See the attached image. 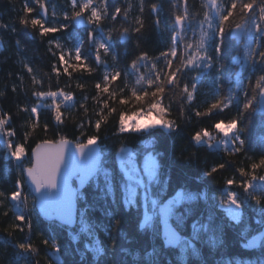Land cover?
I'll use <instances>...</instances> for the list:
<instances>
[{"label": "trees", "instance_id": "1", "mask_svg": "<svg viewBox=\"0 0 264 264\" xmlns=\"http://www.w3.org/2000/svg\"><path fill=\"white\" fill-rule=\"evenodd\" d=\"M27 0H0V115L7 114L10 117V127L15 131L14 143L24 144L26 157L23 166L30 165L31 150L37 143L44 140L55 141L65 138L76 143L77 138L81 142H86L89 136H97V142L101 146L103 162L110 171H119L118 155L121 148L132 149L137 154H142L145 144L155 155L160 165L159 183L155 188L161 200L165 201L174 198L177 193L185 192L195 197L192 200H185L174 210V214L169 217V222L181 234L183 239H189L192 233V224L200 220L207 223L211 220L215 225L220 226L218 236L219 242L215 245L211 242L213 233H203L199 240L193 242V252L191 249L182 251L178 245L176 249L166 248L160 238V227L151 225L147 228L140 227L143 220L144 208L141 203L138 207H125L123 205V195L116 194V202L112 197H105L96 187L95 183L89 182L85 189L77 196V223L70 229L58 224L48 222L42 218L39 210L34 206V199L26 187L22 188V199L27 197V206L20 203L19 210L25 216V220H15L17 208L7 197L15 191L17 179L23 178L17 168V162L5 155V148L0 144V191L6 195L0 197V264H225V262L237 260L242 264H264V242L258 248L249 250L243 245L248 239L262 230L264 225L260 224L261 217L264 216L261 209L264 208V201L261 205H256L250 198L245 200L241 209V220L239 223L227 217L225 208L220 207L219 200L225 195L226 189L236 192L241 199H244L243 189L237 184L227 186L226 179L234 178L239 181L244 178L239 177L236 171L238 167L248 169L251 162H258L261 154L264 153V113L254 111L250 118L242 121L238 125L246 129L241 133L246 140V155L252 157L249 161L245 159L242 152L236 156H228L223 151H210L206 146L200 147L193 144L191 136L201 129H207L212 134L215 132L213 125L220 120L227 122L237 116V110L233 106L223 112H213L209 116L197 118L195 110L205 111L208 104L214 99V92L217 90L214 79L220 76L219 92L226 95L230 87V81H234L239 73L241 83L247 89V95L251 96V86L255 84L256 77L261 74L260 66L257 65L254 72H241L243 65L242 42L226 36L223 55L219 59V64L224 65L220 72L213 69L199 81L195 99L189 105L184 101V97L175 89L166 91L163 99L165 106H170V114L167 118L175 120L178 129L173 134L165 133L162 129L156 130L153 135H139L131 133L118 134L116 132L118 114L121 110L130 112L138 105L134 102L128 105H120L117 99L113 107L116 112L108 117L107 123H102L100 129L94 127L98 117L95 113L99 111V104L93 97H97L96 83L103 80L104 72L109 73L113 69L130 71L129 65L136 56L147 53L150 59L160 56V53L167 51L171 45L173 34L175 9L172 7L177 0H144V11H140V0H108L109 11H114L116 6L122 9H129L127 20L123 14L117 17V21L109 19L102 22L105 31L115 24L120 28L134 29L138 27L135 20L140 17L144 22V27L139 33L130 31L128 41L122 42L118 33H113V51L116 60L113 61L112 54L107 56L101 53L103 63L97 65L94 56L90 57L89 63L95 71L88 73L83 69L68 71L71 77L64 74L60 68V75L57 77L52 72V65L59 67V50L55 46H50V39H58L63 49L72 48L78 42L77 37H86L85 28H69L56 34H49L46 37L39 35V27H23L19 23V18L25 16L23 12L24 4ZM230 3V0H225ZM251 2V0H245ZM48 7L47 19L53 20L52 8L55 6L59 14L60 23H68L63 19V13L71 15L72 8L69 0H45ZM158 3L160 11L152 13L150 5ZM35 10L27 15L30 20L38 18L39 9L35 4L31 5ZM190 12L196 13L197 19L202 18L203 9L201 0H188ZM183 5H181V8ZM239 9H237V12ZM88 13H85V18ZM161 21L160 29L155 25L156 19ZM236 17L230 18L234 19ZM47 26V25H46ZM15 29V31H13ZM74 33V34H72ZM190 34V33H189ZM19 41V47H17ZM52 51H49V48ZM85 51L87 44H85ZM211 51V50H210ZM53 52L56 55H53ZM215 57L214 52L211 53ZM67 59V57H66ZM233 59L238 63L233 64ZM74 63V61H73ZM33 69L29 74L24 65ZM163 66V58L157 62V68ZM151 64L148 65V70ZM141 73L147 72L144 67L140 68ZM195 72L186 71L181 77V87L186 82L189 87L192 83V76ZM32 76L38 78L40 85L32 84ZM135 78L129 76V84H134ZM80 85V87H78ZM113 86L122 88L124 86L123 75L113 82ZM13 87L16 91H13ZM33 88L38 91H56L63 89L71 92L75 107L71 109L61 108L62 124H57L54 113L48 108H39L36 116H31L30 111H21L22 108L29 110L37 104V97L32 95ZM128 96L127 89L124 93ZM244 92H241V101L244 99ZM87 97V100L84 98ZM100 100L107 99L103 93ZM50 104L51 100L45 101ZM85 107L81 108L80 104ZM258 107V105L256 106ZM85 108L87 113H85ZM183 108V116H181ZM107 110H105V115ZM38 122V127L31 129L28 127L29 120ZM83 124V128L79 126ZM47 125V131H45ZM28 133L25 142V133ZM83 133V134H82ZM218 163H225V168L218 170L211 176L204 173ZM257 175H264V170L258 169ZM103 185L102 178L99 181ZM163 191H160V187ZM251 191V190H250ZM162 201V202H163ZM87 209L86 219L95 231L96 241L102 242L101 246L106 249V254L96 256L91 250V238L79 232L80 212ZM191 211H188V210ZM7 212V215L4 213ZM108 213H113L120 219L119 233L113 229L112 218ZM184 216V220L178 223L177 217ZM31 228L29 229L28 224ZM13 225L16 227L13 228ZM23 228V231H20ZM109 235L117 239V244L113 247ZM76 237L75 239L73 237ZM44 241H48L45 244ZM56 243L59 251L52 248V243ZM19 243H30L36 249L35 253H20L16 247ZM88 245V247H85ZM20 253V255H18Z\"/></svg>", "mask_w": 264, "mask_h": 264}, {"label": "snow or ice", "instance_id": "2", "mask_svg": "<svg viewBox=\"0 0 264 264\" xmlns=\"http://www.w3.org/2000/svg\"><path fill=\"white\" fill-rule=\"evenodd\" d=\"M69 2L72 8L71 15L67 12L63 13V19L68 23L59 22V14L55 6L52 8L53 20L49 22L47 19L48 7L45 0H27L23 7L25 16L19 18L20 25L25 28L36 29L38 26L39 35L42 37L49 34L54 35L70 27L75 29L87 25L85 28L86 37H77L78 42L72 48L63 49L58 39L48 41L50 46L54 45L59 50V67L56 64L52 65V72L57 77L60 75L61 67L64 74L69 77H71V73L68 71L69 68L72 71H76L78 68L83 69L88 73L95 71L88 61L90 57L94 56L96 64L100 65L103 63L102 52L105 56L111 53L113 61H115L113 33H118L120 40L126 43L130 31L139 33L144 27V22L140 17L136 18L135 23L138 27L134 29L124 27L123 24L120 28L113 24L108 31H105L102 27L103 21L110 17L111 21L115 22L121 13L124 19L127 20L131 4H129V9L116 6L114 11L110 12L108 0H69ZM32 4L38 6L39 15L38 18L29 20L27 15L35 10L31 6ZM181 5H183L182 8ZM150 7L154 14L160 11L158 3H153ZM172 7L176 11L171 45L168 50L161 52L160 56L155 59H150L147 53H141L131 61L130 71L125 70L122 73L120 70L113 69L109 73L106 70L103 80L96 83L97 97H93V99L100 106L99 111L95 113L100 118L95 121L94 127L98 131L102 123L108 122V117L116 112L112 104L118 99L120 105H128L133 102L138 105L133 111L125 112L121 110L119 112L116 127L118 134L153 135L156 130L160 129L168 134L175 133L178 124L175 120L167 118L170 114V106L163 104L166 91L177 90L184 97V101L191 105L195 99L199 81L203 76L207 75L213 67L216 68L217 73L224 67V65L219 64V59L223 55L226 36H230L232 39L242 42L244 51L241 72L248 71L252 73L259 65L261 74L256 77L255 84L251 86V96L247 95V89L243 87L239 73L236 74L237 78L234 81H230V84L234 86L230 87L226 95H221L218 83L220 76L217 75L213 82L217 89L214 92V99L208 104L205 111L195 110L194 115L197 118L209 116L213 112H223L225 109L234 106L237 110V116L227 122L220 120L213 125L217 135L222 137L221 139L218 140L209 130L201 129L191 136V141L196 146H206L208 150L215 152L223 151L228 156H236L244 152L245 159L251 161L252 157L246 155V140L241 136V133L245 132L246 129L238 125L242 124L244 119L250 118V114L254 111L264 113V0H251V2L230 0V3H226L225 0H201L203 12L200 19L196 18L198 14L190 12L188 0H177V3H174ZM237 9H239L238 12ZM140 11H144V0H140ZM85 13H88L86 18ZM233 17L236 18L230 19ZM155 25L157 29H160L161 21L159 18L156 19ZM0 27H4V25H0ZM19 43L17 41V47H19ZM85 44H87L86 51L84 50ZM49 51H52L51 47ZM212 52H214L215 57L211 54ZM53 55H56V53L53 52ZM161 58H163V66L157 68V62ZM232 63L236 64L238 60L233 59ZM149 64H151L150 70H148ZM24 67L29 74H32L33 69L31 67H28L27 64ZM141 67L147 70L146 74L140 72ZM186 71L195 72L196 75L191 77L190 87L186 82L181 87V77ZM122 75L124 86L117 91V88L113 86V82ZM130 75L135 78L134 84L131 85L129 84ZM40 83L41 81L38 78L32 76L34 86L40 85ZM126 89L129 93L128 96L124 95ZM12 90L16 91V88L13 87ZM242 91L245 94L243 101H241ZM101 93L105 94L107 99L100 100ZM0 95H3V93L0 92ZM32 95L37 97V104L30 110L25 107L21 111H30L31 116H36L39 108L46 107L54 113L57 124L63 123L62 106L65 109L75 107L72 93L63 89L38 91L33 88ZM49 99L51 103H45ZM84 99L87 100V97ZM257 105L258 107H256ZM80 107L84 108V103H81ZM105 110H107L106 115ZM85 113H87L86 108ZM181 116H183V108H181ZM38 126V122L29 120V128L35 129ZM79 127L83 128V124ZM44 130H48L47 125H45ZM15 135V131L10 127V117L7 114L0 115V144L6 150L5 155L17 162L16 166L23 178V182L21 179H17L15 183L16 190L7 197L17 208L15 213V220L17 221L23 222L25 220V216L19 210V205L23 203L27 206V197L22 199V188L23 185L30 184L35 192L40 193L44 199H51L48 194L59 192L61 194L64 223L71 226L75 222L72 201L77 194L73 193L68 186V173H64L62 182H58L61 177L62 166L75 169L79 174L82 185L90 181L95 183L105 197L113 198V202H116V194L119 191L123 195V205L125 207H138L142 203L146 207L143 220L140 223L142 228L150 226L156 216H160L167 221L174 214V210L178 205H181L185 200L195 199L194 196L185 192L177 193L173 199L164 204H161L159 199L153 198V187L159 183L160 165L151 153L145 156L141 169L137 166L136 154L122 147L119 157V171H110L105 167L101 155L91 148L92 145L96 144L97 136H89L86 142H81L77 138L74 151L70 147V141L60 138L55 141L44 140L37 143L31 150L30 165L24 167L25 147L22 143H14L13 138ZM27 138L28 133L26 132L25 142ZM261 142L264 143V138H261ZM225 166V163H218L207 170L204 175L211 176L218 170L224 169ZM258 169L264 170V153L261 154L258 162H251L248 169L245 167L236 169L239 177L244 178L239 183L234 178L225 181L227 186L237 184L238 187L243 189L244 199H241L229 187L226 189L225 195L219 200L220 207L225 208L230 219L236 223L241 220V209L245 200L250 198L258 206L264 201V175H257ZM101 178L103 180L102 186L99 183ZM160 191H163L162 186ZM5 195L4 192L0 191V197ZM261 211L264 213V208ZM86 213L87 209H84L79 214V232L91 238V250L99 257L106 254V249L101 246L102 242L96 241L94 228L87 221ZM4 214L7 215V212ZM108 215L113 220V229L119 233L120 219L113 213H108ZM183 220V215L177 217L178 223L183 222ZM259 223L264 225V216L261 217ZM15 227L13 225V228ZM28 227L31 228L30 223ZM20 231H23V228H20ZM219 231L220 226H214L211 220L207 223L197 220L192 224V233L189 239H182L175 231H168L166 242L170 245H179L182 251L186 252L191 249L195 252L193 242L199 240L203 233H213L210 239L215 245L219 242L218 236L215 235ZM109 239L115 247L117 239L111 235H109ZM261 242H264V231H261L259 236H253L250 240H247V243L243 246L253 248ZM44 243L48 244L49 242L44 241ZM51 246L55 251H59L56 243L53 242ZM16 247L20 250V253L36 252V249L30 243H19ZM85 247H88V245ZM225 264H242V262L239 260L235 262L228 261Z\"/></svg>", "mask_w": 264, "mask_h": 264}, {"label": "water", "instance_id": "3", "mask_svg": "<svg viewBox=\"0 0 264 264\" xmlns=\"http://www.w3.org/2000/svg\"><path fill=\"white\" fill-rule=\"evenodd\" d=\"M85 26H86V24L79 27V28H84ZM70 147H71L72 151L75 150V143L73 141H70ZM91 148L94 151H96L97 153H99L101 155L102 160H103V153L101 151L100 144L98 142H96V144L92 145ZM86 151H88V150L86 149ZM64 173L69 174L68 186L72 190L73 193L77 194L76 197L72 201V211H73V216H74L75 222L71 226L64 223L63 216H62V207H61V194L59 192L48 194L51 197V199H44L41 197L40 193L35 192L34 188L30 184L26 185V187L28 188V190L30 191V193L34 199L35 208L37 210H39L40 215L42 216V218L44 220H46L48 222L54 221V222H57L58 224H60L62 226H65L67 228L72 229L75 227V225L77 223V214H78L77 196L80 192H82L85 189V187L87 186V184L89 182L82 185L80 183V177H79V174L77 173V171L75 169H70L66 166H62L61 177L59 178L58 182H62ZM171 199H173V198H169V199L163 201L161 204H164L168 200H171ZM158 217H159V227H160L159 234H160V238H161L164 246L166 248L176 249L178 247V245H170L166 242V233L168 231H175L181 238H182V234L173 225L170 224L169 218L167 219V221H165L164 218H162L160 216H158ZM261 231H264V227L262 228ZM261 231H259L254 236H259L261 234ZM250 239H248V240H250ZM260 244L261 243H258L256 247L247 248V249H249V250L256 249L259 247Z\"/></svg>", "mask_w": 264, "mask_h": 264}, {"label": "rangeland", "instance_id": "4", "mask_svg": "<svg viewBox=\"0 0 264 264\" xmlns=\"http://www.w3.org/2000/svg\"><path fill=\"white\" fill-rule=\"evenodd\" d=\"M49 100H50V99H49ZM213 135L216 136V138H217L218 140L222 138L220 135H217L216 132H214ZM126 149H127V148H126ZM128 150H130V151H132L133 153L136 154V163H137V166H138L139 168H141V169H142V166H143V162H144V158H145V156H147V155L150 154V153H151L152 155H154V154L152 153V151L148 148V145H147V144H145L144 149L142 150V154H137V153H136L135 151H133L132 149H128ZM154 156H155V155H154ZM119 157H120V152H119V155H118V161H119ZM155 186H157V184H156ZM155 186L153 187V198H154V199H159L160 203H162L163 200H161L160 196L158 195V191H157V189L155 188ZM149 207H150V206H149ZM143 208H144V213H145V211H146V207H145L144 205H143ZM225 211H226V209H225ZM226 213H227V211H226ZM143 217H144V214H143ZM227 217L230 218V217L228 216V214H227ZM151 225H157V226H159V217H158V216L154 217L153 221L151 222ZM151 225H150V226H151Z\"/></svg>", "mask_w": 264, "mask_h": 264}]
</instances>
